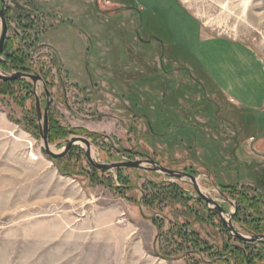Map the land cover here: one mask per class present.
Instances as JSON below:
<instances>
[{"label":"rangeland","instance_id":"374dc122","mask_svg":"<svg viewBox=\"0 0 264 264\" xmlns=\"http://www.w3.org/2000/svg\"><path fill=\"white\" fill-rule=\"evenodd\" d=\"M4 6L3 52L27 51L26 64L46 77L50 96L41 82L34 89L26 81L28 95L26 85L0 78V264H246L238 253L218 260L225 245L246 246L229 240L203 200L166 188L174 183L200 198L190 179L101 171L83 143L63 158L43 154L36 96L42 117L51 101L49 120L68 131L48 135L53 153L83 137L99 164L153 160L194 176L203 195L229 213L244 189L260 201L253 213L264 219L261 135L237 144L247 135L238 132L237 115L194 68L200 31L245 43L264 59V0H4ZM4 59L2 53L0 75L18 73ZM131 152L140 155L128 159ZM230 188L237 192L230 195ZM233 225L246 238L257 227L244 217ZM197 237L206 251H195L190 241ZM248 246L251 264H264V245Z\"/></svg>","mask_w":264,"mask_h":264},{"label":"crops","instance_id":"0c3cea01","mask_svg":"<svg viewBox=\"0 0 264 264\" xmlns=\"http://www.w3.org/2000/svg\"><path fill=\"white\" fill-rule=\"evenodd\" d=\"M198 43L194 53L199 65L194 68L213 92L221 95L226 107L237 115L238 123L233 124L239 126L238 132L247 133L236 139L237 144L247 139L256 143V135H261L256 149L264 152V59L245 43L205 36L202 31ZM242 116H255L258 121L253 125L251 120ZM230 141H227L229 145L232 144ZM235 159L233 161L239 162Z\"/></svg>","mask_w":264,"mask_h":264},{"label":"water","instance_id":"95a60500","mask_svg":"<svg viewBox=\"0 0 264 264\" xmlns=\"http://www.w3.org/2000/svg\"><path fill=\"white\" fill-rule=\"evenodd\" d=\"M2 1V5L0 7V21H1V25H2V33L0 36V60L2 59V53H3V48L5 45V41L8 35V31H9V27H8V23H7V16H6V12H5V6H4V0ZM0 78L3 80H9V81H17V80H23V79H29L31 81H33L34 86L36 87V84L41 82L43 83V80L41 79V77L39 76H35V75H26L23 73H13L10 76H6V77H2L0 75ZM45 86V85H44ZM47 97H49V93L48 91L46 92ZM37 99V109H38V115H39V120L42 119V115L40 112V108H39V100L36 96ZM49 102L47 105V109L49 107ZM46 109V111H47ZM43 121H44V131L42 132V140L44 143V147L41 149V152L49 157H51L52 159H59V158H63L65 157L68 152L74 147L76 146L78 143H83L84 145H86L87 147V151H86V156L88 158V161L91 163V165H93L95 168L101 170V171H111L114 169H120V168H130V169H144L147 171H153V172H157V173H162L165 176H167L168 178H172V179H183V178H188L192 181L193 183V187L195 189V191L198 193V195L200 196V198H202V200L206 203V205L208 206V208H210L211 210H213L214 212H217L224 225H226L229 229V231L235 235V237L239 240H249L251 242H255L258 241L257 237H253V238H246L242 235H240L239 233H237V231L235 230L232 221H226L223 217L224 214H227L226 211L223 209V207H221L220 205H218L215 201H213L211 198L203 195V193L200 191L198 185H197V178H195L194 176L185 173V172H179V171H173V170H169L166 169L164 167H162L159 163L153 161V160H146V161H141V160H137L136 162H125V163H118V164H111V165H105V164H99L96 161H94L91 157V145L89 143V141L85 138H73L69 141H67L66 145H65V149L64 152L60 153V154H56L53 153L50 150L49 147V140H48V135H49V126H48V117L47 114L45 113L44 117H43ZM140 155V154H138ZM145 165H147L148 167H145ZM210 206H213L212 208ZM228 215V214H227ZM232 215H230L231 218Z\"/></svg>","mask_w":264,"mask_h":264},{"label":"trees","instance_id":"16d2710c","mask_svg":"<svg viewBox=\"0 0 264 264\" xmlns=\"http://www.w3.org/2000/svg\"><path fill=\"white\" fill-rule=\"evenodd\" d=\"M6 16L8 17V11L6 10ZM27 51H17V54H19V56H16L13 53L10 52H3V55L5 56V61L3 62V65H10L12 70H16L18 73H23V74H37V72L35 70H33V68L30 65L26 64V60L29 58L28 54L26 53ZM46 80V77H45ZM7 82H13V81H7ZM16 83H21L23 85H26V90L28 91V95L31 94V84L30 83H26V81L24 80H17L14 81ZM49 136L55 135V133H57V136H60V134H66L68 131L66 129H64L63 127H61L60 125L56 124L54 120L50 119L49 122ZM55 132V133H54ZM73 132V131H71ZM76 132V131H74ZM78 132H85V131H78ZM119 171H122L124 169H118ZM187 172V171H186ZM190 172V171H189ZM162 183L159 184H155V186H158L159 188H163ZM166 188H170V189H174L176 190V194L178 196H180L181 198L186 197L188 199H191L195 202H201L202 200L200 198H193L191 195H189L187 193V191H185L183 188L179 187L177 184L174 183H167L166 184ZM221 191L224 192V190L220 187ZM225 191H228L230 193V195H234L237 190L235 188H230V189H225ZM240 195L242 197V201H239L240 205L237 208V213L235 216V221H238V219L244 217L246 220H251L257 227L253 230L254 233L257 232H263L264 233V226L261 225V222H264V219L260 216V215H255L253 213V211L256 213L258 211L257 209V204L260 203V201L256 198L251 199L246 193H244V189H241L240 191ZM197 199V200H196ZM245 202V203H244ZM205 210L207 212V214H213L214 213L211 212V210H209L206 205H204ZM259 213V212H258ZM222 225V224H221ZM223 228V227H222ZM184 229V228H183ZM197 236V235H196ZM186 238V236H185ZM187 240V238L185 239ZM191 244L197 246L196 250L197 252H203L206 251L204 249V247H202L201 245V241L199 239V237H197L196 242L194 243L192 240L190 241ZM201 250V251H200ZM221 253H219V257L218 260L220 261H225V258L222 257H227L229 255H234L235 253L241 254V258L242 260L246 263V264H251L252 263V259L250 258L249 254L245 252V248H238V247H233L232 245H225V248L223 251H220ZM252 255V254H251ZM166 258V257H164Z\"/></svg>","mask_w":264,"mask_h":264},{"label":"flooded vegetation","instance_id":"af4514ba","mask_svg":"<svg viewBox=\"0 0 264 264\" xmlns=\"http://www.w3.org/2000/svg\"><path fill=\"white\" fill-rule=\"evenodd\" d=\"M1 5H2V1L0 0V7H1ZM5 12H6V9H5ZM5 61V60H4ZM26 75H29V74H26ZM30 75H35V76H39V77H41V79L43 80V86H44V93H45V95L47 96V94H46V92L48 91V84H47V82H46V80H45V76H42V74L40 75L39 73L38 74H30ZM24 81H28L29 79H23ZM31 81V80H30ZM32 84H33V81H32ZM33 88L35 89V86H34V84H33ZM37 88V87H36ZM48 93H49V91H48ZM39 100V99H38ZM48 102L50 103L49 104V107H48V109H47V105H48ZM48 102H46V104H45V109H44V114H43V117H44V115H45V113L47 114V117H48V126H49V122H50V120H49V118H50V112H49V109H50V106H51V101H48ZM39 108H40V112H41V103H40V100H39ZM46 109H47V111H46ZM36 115H37V119H38V122L40 121L39 120V115H38V109H37V99H36ZM41 115H42V113H41ZM42 117V118H43ZM49 129H50V127H49ZM74 138H78V137H74ZM80 138H83V137H80ZM86 139V138H85ZM71 151V150H70ZM69 151V152H70ZM68 152V153H69ZM134 154H139L138 152L137 153H134V152H131V153H129L128 154V159H134V157L136 156V155H134ZM87 157V156H86ZM88 159V158H87ZM144 161H146V160H144ZM118 164V163H117ZM219 191H221V189L219 188ZM221 193H223L222 191H221ZM201 200H202V198H200ZM206 207H207V205H206ZM208 208V207H207ZM209 210H211L210 208H208ZM226 211V210H225ZM211 212L212 213H214L215 215H217V216H219L220 217V215L217 213V212H214L213 210H211ZM226 213L227 214H230V215H232L231 216V221H232V224H233V222H237V221H235V216H236V213H237V210H235V212L234 213H229L228 211H226ZM220 220H221V224H222V227H223V230L225 231V232H227L228 233V235L230 236L229 237V240H236V241H239V242H241V243H243V244H245V246H246V248H245V252L246 253H248L247 251V248H250L249 246H248V244H249V240H239V239H237L236 237H235V235H233L230 231H229V229H228V227L226 226V225H224L223 224V222H222V219H221V217H220ZM261 225L262 226H264V222H261ZM234 226V225H233ZM235 228V227H234ZM235 230H236V228H235ZM237 231V230H236ZM237 233H239L238 231H237ZM240 234V233H239ZM241 235V234H240ZM245 237V236H244ZM249 237L250 238H253V237H257L258 238V242L260 243V245H264V233L263 232H257V233H250L249 234ZM249 238V239H250ZM229 245H231V244H229ZM232 246L233 247H238V248H241V246H235L234 244H232ZM243 248V247H242Z\"/></svg>","mask_w":264,"mask_h":264}]
</instances>
